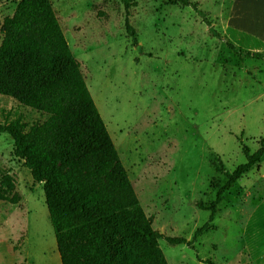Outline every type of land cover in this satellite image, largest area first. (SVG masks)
<instances>
[{"label": "rangeland", "instance_id": "obj_1", "mask_svg": "<svg viewBox=\"0 0 264 264\" xmlns=\"http://www.w3.org/2000/svg\"><path fill=\"white\" fill-rule=\"evenodd\" d=\"M51 1L138 200L163 236L159 245L168 263L254 264L243 231L264 197V155L222 193L209 228L194 239L193 233L210 212L197 204L208 206L216 196L212 184L222 185L225 173L245 161L237 137L250 153L264 146V57L238 52L264 54V0H192L224 40L210 35L192 7L167 0H133L127 11L120 0ZM15 6L0 0V22ZM190 64L213 82L228 113L206 120L212 106L194 98L184 109L202 120L193 123L179 109L172 82ZM17 115L28 124L47 117L0 95V123ZM12 145L0 133V173L14 176L20 194L16 204L0 201V264H60L42 184L12 155ZM167 236L191 245H170Z\"/></svg>", "mask_w": 264, "mask_h": 264}, {"label": "trees", "instance_id": "obj_2", "mask_svg": "<svg viewBox=\"0 0 264 264\" xmlns=\"http://www.w3.org/2000/svg\"><path fill=\"white\" fill-rule=\"evenodd\" d=\"M16 1L13 14L0 22V95L46 114L28 124L21 115L0 123V133L12 141L11 153L23 161L34 183H41L60 264H169L136 195L107 127L94 103L51 0ZM192 7L210 35L224 40L207 13L192 0H167ZM126 11L133 0H120ZM125 29L136 42L125 19ZM230 49L235 46L225 40ZM242 58H263L238 51ZM245 158L217 189L207 221L193 239L207 230L222 193L257 163L264 146L250 153L237 137ZM221 167V163L219 164ZM20 194L8 171L0 173V201L16 204ZM168 244L191 245L183 237H164ZM207 264H214L205 260Z\"/></svg>", "mask_w": 264, "mask_h": 264}, {"label": "crops", "instance_id": "obj_3", "mask_svg": "<svg viewBox=\"0 0 264 264\" xmlns=\"http://www.w3.org/2000/svg\"><path fill=\"white\" fill-rule=\"evenodd\" d=\"M185 71L187 72L185 75L186 77L184 76L185 81H183L182 74L185 73ZM172 83L175 85L172 89L175 94L173 96L174 98L178 97L176 102L179 104L178 106L180 110H184L187 106V102L195 98L198 99L195 104L212 106H208L210 114L204 118L206 120L212 116L228 113L227 111H229V109L225 104L226 102L217 92L213 82H210L207 78L203 77L198 67L194 64L184 67L177 75V80ZM182 83L189 86L188 89L184 88L185 85L181 86ZM176 88L177 90H175ZM192 90H198L200 97L196 98L192 96L194 93ZM201 97L205 100L201 99ZM214 107H218V110H214ZM191 111V109H186V117H188L193 123H200L202 120L196 119L191 115ZM243 246H245L249 254L252 255L254 264H264V197L254 205L253 211L245 223L243 231Z\"/></svg>", "mask_w": 264, "mask_h": 264}]
</instances>
